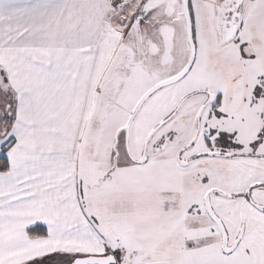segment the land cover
I'll return each instance as SVG.
<instances>
[{"label":"snow or ice","instance_id":"1","mask_svg":"<svg viewBox=\"0 0 264 264\" xmlns=\"http://www.w3.org/2000/svg\"><path fill=\"white\" fill-rule=\"evenodd\" d=\"M0 264H264V0H0Z\"/></svg>","mask_w":264,"mask_h":264}]
</instances>
